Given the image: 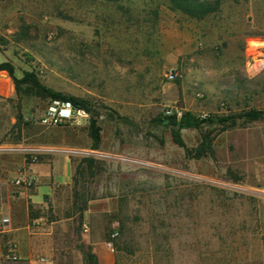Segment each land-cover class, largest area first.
Wrapping results in <instances>:
<instances>
[{
    "label": "rangeland",
    "instance_id": "rangeland-1",
    "mask_svg": "<svg viewBox=\"0 0 264 264\" xmlns=\"http://www.w3.org/2000/svg\"><path fill=\"white\" fill-rule=\"evenodd\" d=\"M3 63L14 79L32 74L80 102L99 128L92 150L87 125L42 126L49 98L27 94L26 85L17 96L0 72V151L33 163L66 156L72 174L83 158L102 163L86 180L96 195L87 209L108 214L77 222L70 183L47 199L40 185L35 219L28 210L13 219L45 236L33 262L86 264L88 252L96 257L87 240L107 248L110 239L108 264H264V120L242 116L264 112V0H222L202 20L166 0H0ZM170 69L177 80L165 77ZM168 109L181 112L180 124L185 114L205 122L174 128ZM204 138L213 157L197 158ZM69 171L57 162L56 182L67 184ZM7 239L0 264H28Z\"/></svg>",
    "mask_w": 264,
    "mask_h": 264
},
{
    "label": "trees",
    "instance_id": "trees-1",
    "mask_svg": "<svg viewBox=\"0 0 264 264\" xmlns=\"http://www.w3.org/2000/svg\"><path fill=\"white\" fill-rule=\"evenodd\" d=\"M168 6L171 10L177 11L180 14L194 20H202L203 18L212 15L218 11L220 3L222 0H166ZM0 72H6L9 77L12 79L15 93L17 96L21 93L20 86L26 85V93L33 94L34 96L40 97L42 99L49 98V101L58 100V101H65L71 103L75 108L82 110L86 113L89 117L88 120V128H89V138L91 140V148L92 150H96L98 148L100 142V135H99V128L97 127V122L95 119L91 118L89 112L85 110L84 106L75 100L62 97L58 94L52 93L49 90L45 89L40 85V83L34 78L32 74L24 75L21 80H16L13 78V71L10 65L3 63L0 64ZM243 118L246 122H254L264 120V112L251 110L247 113H244ZM167 122L172 127H177L178 125L180 128H198L201 124L205 121L194 119L191 115L185 114L182 120V123H178L174 116L172 117H165ZM221 123L226 122L225 119H220ZM173 142L181 147L184 148V144L180 139V135L178 130H173L171 133ZM187 153V151H186ZM196 157L201 158L204 156L213 157V151L210 148V144H208L207 138H204L200 145L195 150ZM27 163H30L31 160H26ZM71 163V162H70ZM102 171V163L96 161L93 158H83L81 159L77 166L74 169V172L71 176V197H72V204L71 210L73 212L72 215H77V222L81 223L83 214L86 212L87 203L96 199L95 193L91 195L85 189L86 180H90L92 183L94 179L97 177L98 173ZM232 179L235 180L233 175H230ZM90 183V184H91ZM43 199H47L46 196ZM28 217L30 220L35 219V215H33L32 207L28 206ZM117 234V233H115ZM112 241L107 239L106 243ZM85 263L86 264H97L96 257L88 252L84 255Z\"/></svg>",
    "mask_w": 264,
    "mask_h": 264
},
{
    "label": "crops",
    "instance_id": "crops-1",
    "mask_svg": "<svg viewBox=\"0 0 264 264\" xmlns=\"http://www.w3.org/2000/svg\"><path fill=\"white\" fill-rule=\"evenodd\" d=\"M26 160L24 154L21 152L0 151V222L3 219H7L6 223L0 228V242H2L4 236H7V240L13 242V247L20 256L25 255L29 258L28 264H36L33 262L32 257L38 251V243L42 242L41 238L45 239V236L41 237L40 235L34 234L33 231H30L29 225L21 227L19 221L15 222L13 219L19 218L21 214L25 215L29 205H44L43 201H34L36 195H38L40 185L47 187V194L44 195L47 197L51 196L52 189L56 186H69L71 183L72 169L70 161L66 156H63L59 161L56 159L52 160V162L46 160L44 163H27ZM57 162L65 167H69V181L67 184L62 185L56 182L55 166ZM20 171H25L36 178V185L31 192L23 188H16L10 182V179L13 180ZM94 208L90 204L83 215V221H87L89 225L96 214L101 213L104 215L109 212L106 209H101L97 212ZM20 232L25 234L22 238L19 237ZM23 240L26 242V248L22 244ZM87 244L93 248V253L98 259V264H108L107 258L111 253L102 241L87 240ZM44 264L50 263L47 261Z\"/></svg>",
    "mask_w": 264,
    "mask_h": 264
},
{
    "label": "built area",
    "instance_id": "built-area-1",
    "mask_svg": "<svg viewBox=\"0 0 264 264\" xmlns=\"http://www.w3.org/2000/svg\"><path fill=\"white\" fill-rule=\"evenodd\" d=\"M165 77L170 81H175L179 78L178 73L170 69L167 71ZM166 115L175 116L176 118L181 117V112L175 110L173 113L170 109L166 110ZM89 117L82 110L75 108L71 103L65 101L52 100L46 105L40 119L39 123L46 128H54L59 126H75L84 127L88 126ZM35 158L31 159L30 163H33ZM13 186L16 188L29 189L36 185V178L25 171L18 172L17 176L12 182ZM6 220L3 219L0 222V228ZM84 232H87V228L84 226ZM116 234H112L110 238L113 240ZM110 253L114 252L111 242L106 244ZM15 259V257H12Z\"/></svg>",
    "mask_w": 264,
    "mask_h": 264
}]
</instances>
